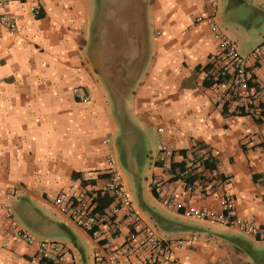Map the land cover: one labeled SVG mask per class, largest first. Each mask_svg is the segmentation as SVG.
Returning a JSON list of instances; mask_svg holds the SVG:
<instances>
[{
	"label": "crops",
	"instance_id": "0c3cea01",
	"mask_svg": "<svg viewBox=\"0 0 264 264\" xmlns=\"http://www.w3.org/2000/svg\"><path fill=\"white\" fill-rule=\"evenodd\" d=\"M216 1L9 0L20 30L0 34V264H45L13 221L40 242L61 244L64 263L149 264L124 213L117 232L105 227L96 239L55 204L63 191L94 202L109 157L143 227L201 240L175 250L181 264H264V238L186 216L151 186L157 177L176 199L216 211L230 195L240 217L264 227V54L248 90L217 82L218 41L206 22L195 23L214 12L247 55L264 40V0ZM164 145L174 155L160 162ZM187 172L189 183L180 178Z\"/></svg>",
	"mask_w": 264,
	"mask_h": 264
},
{
	"label": "built area",
	"instance_id": "2783aa9c",
	"mask_svg": "<svg viewBox=\"0 0 264 264\" xmlns=\"http://www.w3.org/2000/svg\"><path fill=\"white\" fill-rule=\"evenodd\" d=\"M211 6H217L216 0H210ZM9 0H0V34L5 30L10 35L16 34L20 30V26L16 18L10 15L6 8ZM31 12L35 17L42 16V7L40 5H32ZM206 22L212 32L214 38L218 41V51L211 56V61L216 71L217 77L228 76L231 84L240 90H248L254 81V68L264 54V40L257 45L249 54H242L236 42L227 36L218 26L214 12L209 16L197 17L195 23ZM73 92L78 96L80 101L88 102L90 95L87 92H81L80 88H75ZM174 155V150L164 145L160 149L158 161L165 162L167 157ZM107 184L105 190L113 197V202L109 207L101 213L95 212V203L90 199L87 192L71 194L69 192H60L55 197V204L65 209L71 219L81 228L86 230L96 239H101L104 235V228L116 231L117 225L115 221L121 213L125 214L129 222L131 241L138 242L141 248L149 250V264H181L175 256V250L182 247H198L201 240L196 236H189L177 239H164L157 235L152 228L143 227L140 214L133 208L132 201L128 195L122 176L115 165L112 157L107 161ZM151 186L156 196L160 198L162 203L168 207H172L182 212L186 216L197 219L214 220L223 224L237 227L238 229L251 233L258 238H264V227H261L253 220H246L239 216L236 210V201L230 195H223L220 198L221 211L213 209H202L193 204H186L176 199L168 189L166 182L153 177ZM192 191L193 186H187ZM14 192L6 195L4 205L8 217H12L11 203ZM11 228L15 235L25 241L28 245L35 246L37 255L43 258H50L52 254H56L60 264H76L73 261L64 263L63 256L60 254L64 247L57 242H40L34 238L29 232L21 229L18 224L13 221ZM101 262V261H100ZM102 264V262L100 263Z\"/></svg>",
	"mask_w": 264,
	"mask_h": 264
},
{
	"label": "trees",
	"instance_id": "16d2710c",
	"mask_svg": "<svg viewBox=\"0 0 264 264\" xmlns=\"http://www.w3.org/2000/svg\"><path fill=\"white\" fill-rule=\"evenodd\" d=\"M227 80H229L228 76H221L217 79V82H225ZM252 85H253V83H251L250 87ZM244 113L246 114V112H244ZM206 166H207V168H213V163L208 161L206 163ZM181 177L185 178L186 183L191 182V180L193 179V176H191L190 172L183 173V175H180V178ZM112 202H113V197L105 189H103L101 191H97L95 193V197H94L95 212H98V213L104 212ZM42 263L60 264V263H57L54 260L49 259V258H43Z\"/></svg>",
	"mask_w": 264,
	"mask_h": 264
},
{
	"label": "rangeland",
	"instance_id": "374dc122",
	"mask_svg": "<svg viewBox=\"0 0 264 264\" xmlns=\"http://www.w3.org/2000/svg\"><path fill=\"white\" fill-rule=\"evenodd\" d=\"M121 88H126V87L124 86V87H121Z\"/></svg>",
	"mask_w": 264,
	"mask_h": 264
}]
</instances>
